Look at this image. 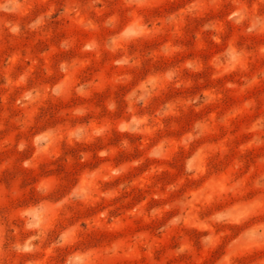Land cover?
I'll return each mask as SVG.
<instances>
[{
    "label": "rangeland",
    "instance_id": "obj_1",
    "mask_svg": "<svg viewBox=\"0 0 264 264\" xmlns=\"http://www.w3.org/2000/svg\"><path fill=\"white\" fill-rule=\"evenodd\" d=\"M0 264H264V0H0Z\"/></svg>",
    "mask_w": 264,
    "mask_h": 264
}]
</instances>
